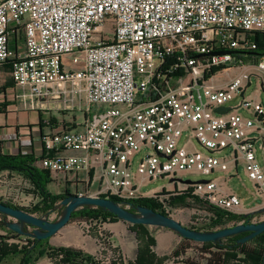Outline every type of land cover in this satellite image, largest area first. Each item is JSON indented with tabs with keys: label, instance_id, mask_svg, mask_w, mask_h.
<instances>
[{
	"label": "built area",
	"instance_id": "1",
	"mask_svg": "<svg viewBox=\"0 0 264 264\" xmlns=\"http://www.w3.org/2000/svg\"><path fill=\"white\" fill-rule=\"evenodd\" d=\"M256 32H264V0H0V66L9 63L14 85L37 101L84 98L83 126L41 134L34 166L52 175L86 173L88 190L78 196L162 205L179 192L142 189L156 180L174 184L186 174H227L214 154L229 149L233 166L241 164L253 199L264 207V168L255 148L259 143L264 153L258 98L264 93V57L256 65L237 64L239 55L255 49L250 36ZM19 34L21 53L16 43L9 47ZM64 58L75 69L66 68ZM218 68L238 74L218 87L210 75ZM252 77L256 93L246 97ZM238 97L251 117L214 112ZM92 106L103 110L91 113ZM6 141L19 143L23 155L32 148L17 132L1 134L0 143ZM191 141L206 153L190 150ZM143 149L148 152L132 170ZM190 186L191 196L240 215V199L222 193L214 179ZM17 201L30 203L25 195ZM25 239L8 243L27 246ZM94 260L103 261L99 254Z\"/></svg>",
	"mask_w": 264,
	"mask_h": 264
},
{
	"label": "crops",
	"instance_id": "2",
	"mask_svg": "<svg viewBox=\"0 0 264 264\" xmlns=\"http://www.w3.org/2000/svg\"><path fill=\"white\" fill-rule=\"evenodd\" d=\"M20 38L22 44L23 38L22 36H20ZM17 41L18 38L16 39V46H17ZM17 47H18L17 50H19V46ZM14 49H15V43H14ZM247 53L249 52L239 55V60L242 61L244 55L250 56L257 59L254 61V63H252V65H256L257 61H259L260 58H263L254 55H247ZM237 74H238V70L234 69L233 74L232 73L229 75L227 74L225 80L221 81L220 83H216V80H213L212 83L218 87H223L225 86V84L227 83V81L230 79L231 76ZM260 95L258 96L259 99H260ZM75 100H77V102ZM83 103H84V98L83 96H80L78 98H75L73 101H69L68 104L70 105V107L63 106V109L67 111H71V110L75 111L77 109L80 110L81 108L82 109L84 108ZM50 104L51 105L49 106H44V105L40 106V103H37V100L33 99L28 94L27 90H23L20 89L19 87H16L10 76L9 63L0 66V135L12 133V132H17L19 134L25 135L27 138H29L32 141V148L29 149V153L31 152L34 158L41 151V146L39 142V138L41 134H46L49 132L68 131L67 129L68 127L63 126V124L64 125L66 124L64 122H68V121L73 123L77 122L76 115L74 116L69 112L66 114L59 113L60 107L54 105V104H58V102L50 103ZM239 104L240 103H228L226 104L225 107H228L231 110H236L239 114H241L244 117H248V118L251 117L249 113H247L243 108L239 107ZM47 111H50L48 113H50V116L54 118L52 119L53 121H50V126H46L45 123L46 121L45 115L48 114ZM77 129H80V127ZM189 149L200 151L195 148L194 141H191V145H189ZM22 151L23 150L21 149V147H19V143L17 142L6 141L0 143L1 154L12 155V154L21 153ZM230 153L231 152H229L226 156L221 157V159H223V163L225 164L226 171H228V173L223 174L219 170L215 171L214 173H216L217 175L212 179H214L218 183V186L221 189L222 193L227 195H234L239 198L237 193H235L233 189L229 186V182L234 177L237 176L236 170L238 166V163L236 167L233 166L232 159L230 158ZM65 154L71 156L79 155V153L73 151H67L65 152ZM77 179H78V184H77L78 186L86 187L85 184L82 183L86 180V173L84 172L77 173ZM177 181H179L180 183L179 189L176 188ZM177 181L174 184L169 183L170 185L169 188L165 190L168 192L177 190L179 192L177 196H182L183 194H186L187 192H190L192 189H194L192 186H190L192 182H187V181L182 182L180 180ZM61 184L62 186L65 185V183H61ZM159 188L161 187H157L154 189L158 190ZM1 189L2 188H0V194H1ZM93 189L94 187L90 188V191H93ZM250 196L252 197V191H250ZM185 199L189 200V198H185ZM262 205L263 204L260 201V204L254 207L245 208L241 202L240 215L247 213L251 210L261 208ZM263 219H264V214L260 216L257 215L253 217L251 220H256L259 222ZM140 230L141 231L133 227V225L125 223L121 220L99 221L88 224L86 223L83 224V222H73V223H69L58 234L51 237L49 240H45L42 246L40 247L39 251L43 252L42 257L46 258L47 256L46 253L47 251H49V249L73 248L80 250L84 256L93 259H95L97 257V254H99L101 255L102 260L104 262L105 261L110 262L109 260L112 261L116 260L115 264H135L137 260L139 261L138 264H157V261H160L161 263V259L165 257L166 259L162 262L163 264H185L186 258H191L198 262L203 261L202 259H199L197 256H194L195 254L192 252L191 248L186 247L185 243H183L181 238H179L178 236H176L174 233H172L167 229L144 226ZM10 237H12L10 232H8L3 227L0 228V242L3 241L9 244L8 241ZM148 238L153 239L154 241L153 245H150L148 243ZM29 240L30 242L33 241L31 239ZM99 241H102L100 243H102L103 245V250L101 254L98 253L99 251L97 249ZM181 245L184 248L183 253H180L178 256L169 258L168 256L174 250L179 248ZM209 255L210 254H208V256ZM237 257H241V255L238 254ZM17 261H21V257H15L10 261H6V263L4 264H14ZM36 263L37 262L35 261L34 263L31 264H36ZM111 264H114V262H112Z\"/></svg>",
	"mask_w": 264,
	"mask_h": 264
},
{
	"label": "rangeland",
	"instance_id": "3",
	"mask_svg": "<svg viewBox=\"0 0 264 264\" xmlns=\"http://www.w3.org/2000/svg\"><path fill=\"white\" fill-rule=\"evenodd\" d=\"M20 40H21V38H18L17 46H19V52L21 53L22 52V44H21ZM9 47L12 50L14 49L13 40L10 41ZM243 57H244V58H242L243 60L241 62L237 63L238 65H241V64L251 65L252 63H254L255 60H257L256 58H253L250 56L244 55ZM68 60H69L68 58H66V59L64 58L62 60L63 63L65 62L64 66L66 68L75 69V67L72 66ZM258 62L259 61H257V63ZM229 66H234V65L231 64L228 66H223V68H227ZM221 70H223V69L221 68V69L217 70L215 73L211 74L214 77V79L216 80V83H220L221 81L225 80L227 77V74L228 75L231 73L233 74V71H234V70H229L228 73H225V72H221ZM174 83H176V82H173V81L170 82V84H174ZM256 89H257L256 79H255V77H252L251 84L249 85V87H247L244 96L249 97V96L255 95ZM64 97L62 96L59 100H53V98L48 97V98L40 100V101L38 100L37 103H40V106L41 105L49 106V105H51L50 103L58 102V104H54V105L60 107L59 113L66 114L69 112V113L73 114L74 116L75 115L77 116V122L76 123L68 121V122H64L66 124L65 125L63 124V126L68 127L67 128L68 130L69 129L78 130L77 128L83 126L84 118H86V117L83 113V110H81L82 108L80 110L77 109L75 111H72V110L67 111V110L63 109V106L70 107V105L67 104V103H69V101H67ZM240 100H241V97H238L235 100L231 101L230 103H239ZM260 100H261L262 108L264 109V93H262V92L260 95ZM75 101L77 102V100H75ZM46 103H49V104H46ZM102 110H103L102 107H97V106L91 107V113H96L97 111H102ZM48 112H50V111H47V113ZM45 117H46V121H45L46 126H50V121H53L52 119H54V118H52L50 116V113L46 114ZM47 122H48V125H47ZM185 141H186V133H184L182 135V137L178 143V147H181L185 143ZM194 143H195L196 149L200 150L202 153H206V151L203 150L201 148V146L196 141H194ZM259 146H260L259 143L255 144L256 159H257V162L259 163V165L264 168V153L261 152V150L259 149ZM147 152H148L147 149H143L140 151L139 154H137L133 157L132 165H131L132 170L136 169L139 160ZM229 152H230L229 149H225L219 154H214V156L221 158V157L226 156ZM12 155H16V154H12ZM236 174H237V176L234 177L229 182V186L233 189V191L235 193H237V195L239 196V199L241 200L243 206L245 208H251V207H254V206L260 204V201L254 200L250 196V191L253 190V186L250 183L249 179L247 178V176L244 172V169L240 163H238ZM216 175H217L216 173H213L212 175H208V176H203V175H199V174H188V175L182 176L181 178H179L177 180H180L182 182L189 181L192 183L202 182V181H209L210 179L214 178ZM48 181L49 182L45 188H46L48 195H52V196H63L64 197V195L66 193L78 195L81 192L88 190L84 186L80 187L77 185L78 179L74 175H52V174L48 173ZM61 183H65V185H63L64 187L62 186ZM169 186H170L169 180H156V181L146 185L142 189V191H149V190L157 188V187H164L165 189H168ZM0 188H2L1 194H0V202L4 203L5 205L14 206L16 208L29 211V210H33L35 207L40 208L43 204V199H42L40 193L36 190V188L33 186V184L20 173H17L14 171H9V170H1L0 171ZM176 188L177 189L180 188L179 181H177ZM20 195L28 196V199H30V203L27 206H23V205H20L18 203L17 199L19 198ZM59 201L60 200L56 201L55 205H57ZM162 202H163L162 205H160L156 202L159 205V208H158L159 212L162 211L165 215L171 216L172 218L179 221L182 225H184L187 228L195 229V230H201V231H208L206 229V227L210 224L211 219H213V217H214V212H215L214 206L209 205V204L207 205V204H204L201 202H196L192 198H189V200L184 199L181 201H172L171 197H169V198H166L165 200L163 199ZM216 209H218V208H216ZM219 210H221V209H219ZM34 215L42 216L43 214L34 213ZM50 217H51V219L55 220L58 217V214H52ZM95 222L96 221H93V223H95ZM83 224H85V223H83ZM229 225L233 226L232 224H228V226H226V227H230ZM219 229H222V228L216 227L215 229H212V230H219ZM11 236L12 237H10L9 240L17 239V237H15L14 235L11 234ZM18 239L20 241H22V239L26 240L23 237H19ZM8 245H15L18 248L24 247L23 245H18V244H14V243L13 244L9 243ZM185 245H186V247L191 248L192 252L195 254L194 256H197L199 259L203 260L201 262H198V261H195L191 258H186V260H185L186 264H209V263L214 264V262H215L214 257L215 256L213 258H211V255L208 256V254H213V253L217 252L216 248H203L202 244H198V243H194V242H190L189 244H185ZM249 245H250V247H253L255 244H253L251 242ZM171 254L168 256L169 258L171 256ZM237 256H238V254H237ZM91 260L93 262L95 261L94 262L95 264H102L101 262H103V261L99 262L97 260H94L93 258H91ZM109 261L110 262L105 261L103 263L104 264H111L112 262H114V264L116 263V260H114V261L109 260ZM36 262H37L36 264H61L62 263L61 256H57V255L53 256V257H50L47 255L46 258L42 257V258L38 259V261H36ZM4 263H6V262H4ZM158 263H160V261H157V264ZM235 263L236 264H244L243 262H240V261L239 262L236 261ZM14 264H20V261H17ZM160 264H163V263L161 262Z\"/></svg>",
	"mask_w": 264,
	"mask_h": 264
},
{
	"label": "trees",
	"instance_id": "4",
	"mask_svg": "<svg viewBox=\"0 0 264 264\" xmlns=\"http://www.w3.org/2000/svg\"><path fill=\"white\" fill-rule=\"evenodd\" d=\"M20 34L17 38H20ZM251 41L255 44V49L249 51L253 53L254 56L264 57V32H256L252 33V37L250 36ZM14 43H16V37H12ZM218 69H215L211 72V74L215 73ZM210 74V75H211ZM35 158L33 154L30 152L26 155L21 153H17L16 155H4L0 153V171L1 170H9L22 174L25 178H27L36 190L40 193L43 204L40 208L35 207L33 210H29L28 212L31 214L40 213L44 214L47 211L51 210L55 205L56 201L61 200L63 196H52L48 195L46 191V185L48 184V172L45 170H39L34 166ZM185 198H192L196 202L199 201L196 197L190 195V192L183 194L182 196L172 197V201H181ZM113 201L117 203H124L121 200L112 197ZM131 203L135 205H140L144 207L151 208L158 212L159 205L150 199H141L134 200ZM207 204V203H204ZM208 205V204H207ZM10 206V205H8ZM14 207V206H12ZM16 208V207H15ZM214 217L211 219L210 224L206 227L207 230L218 228H224L228 224H232L233 226L241 221H245L246 219L242 215L233 214L227 211H222L214 208ZM162 214H164L161 211ZM165 215V214H164ZM0 228H2L1 222L4 220V217L0 215ZM118 219L109 214L106 211H103L99 208H91L84 207L80 210L75 211L70 219V223L73 222H83V223H92L93 221H117ZM133 227L142 229L143 225H133ZM9 232V231H8ZM11 233V232H10ZM14 235L13 233H11ZM240 236H235L226 239L222 242L221 245H216L212 243H204L202 244L203 248H216L217 252L210 254L211 258L214 256V264H236L235 262H243L244 264H261L262 253L264 247V233L256 237L253 241L255 244L253 247H250V243H245L243 245H235L236 239ZM183 243L189 244L192 241H188L186 239H182ZM44 241H41L35 244V241H31L27 246L18 248L15 245H8L6 242H0V264H3L6 261H10L15 257H21L20 264H31L37 261L38 258L43 256V252L39 251L40 247ZM148 243L150 245L154 244L153 239L148 238ZM183 246L181 245L179 248L174 250L170 257L178 256L180 253H183ZM48 256H61V264H95L90 257L84 256L80 250L73 248H56L49 249L46 253ZM237 254H240L241 257H236ZM36 255V256H35ZM168 258V257H167ZM166 259L163 258L161 262ZM211 261V260H210ZM209 261V262H210ZM137 260L135 264H138ZM186 264V261H185ZM210 264V263H209Z\"/></svg>",
	"mask_w": 264,
	"mask_h": 264
},
{
	"label": "water",
	"instance_id": "5",
	"mask_svg": "<svg viewBox=\"0 0 264 264\" xmlns=\"http://www.w3.org/2000/svg\"><path fill=\"white\" fill-rule=\"evenodd\" d=\"M247 55H253V53L249 52ZM247 87H249V83ZM230 110L228 107H220L215 109L214 112L216 114H225ZM84 207L99 208L130 225L167 229L181 239L198 244L212 243L221 245L228 238L240 236L236 239L235 245H243L264 233V219L259 222L251 220L257 215L264 214V207L242 214L246 220L234 226L219 230L201 231L187 228L170 216L131 202L117 203L112 199L78 196L69 193H66L57 205L42 216H36L23 209L0 202V215L4 217L1 225L7 231L13 233L15 237L29 238L37 244L41 241L49 240L58 234L70 223L72 214ZM52 214H58V217L53 220L50 217ZM261 264H264V248Z\"/></svg>",
	"mask_w": 264,
	"mask_h": 264
}]
</instances>
